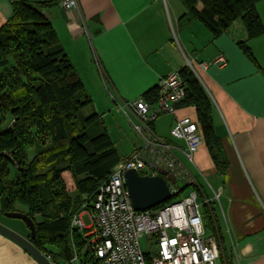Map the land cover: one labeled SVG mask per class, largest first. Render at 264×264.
I'll return each instance as SVG.
<instances>
[{"label":"crops","instance_id":"obj_1","mask_svg":"<svg viewBox=\"0 0 264 264\" xmlns=\"http://www.w3.org/2000/svg\"><path fill=\"white\" fill-rule=\"evenodd\" d=\"M12 1L0 0V27L12 15ZM45 1L49 4L44 15L90 95L88 109L100 113L107 129L106 119L118 112L132 126L137 124L126 103L144 96L170 72L192 69L211 100L214 131L228 168L225 174L217 172L203 137L192 163L177 153L196 179L188 189H195L209 206L216 233L203 213L206 231L217 236L232 264H264V33L248 38L240 19L217 34L199 18L181 25L179 18L186 12L181 0H78L71 9H64L61 0ZM256 9L264 24V0L256 1ZM240 41L253 58L240 48ZM219 53L227 58L224 66H200ZM183 116L198 120L196 108L182 101L174 112L159 114L151 128L183 148V140L170 134ZM119 128L126 133L124 122ZM139 144L140 138L133 141V149ZM0 222L29 234L25 223ZM0 264L40 263L0 233Z\"/></svg>","mask_w":264,"mask_h":264},{"label":"trees","instance_id":"obj_2","mask_svg":"<svg viewBox=\"0 0 264 264\" xmlns=\"http://www.w3.org/2000/svg\"><path fill=\"white\" fill-rule=\"evenodd\" d=\"M181 1L186 9L181 25L199 18L217 34L240 19L248 38L264 33L257 0ZM48 2L13 0L12 15L0 27V216L24 206L35 223L32 243L54 263L71 264L76 255L82 261L80 233L70 230L72 215L126 156L115 147L100 113L84 112L91 98L44 15ZM239 45L253 58L245 41ZM179 72L186 87L183 103L196 108L217 172L225 174L228 160L214 131L211 100L191 68ZM158 94L154 86L143 97L154 101ZM202 213L216 233L207 204ZM218 248L222 264H232L219 243Z\"/></svg>","mask_w":264,"mask_h":264},{"label":"built area","instance_id":"obj_3","mask_svg":"<svg viewBox=\"0 0 264 264\" xmlns=\"http://www.w3.org/2000/svg\"><path fill=\"white\" fill-rule=\"evenodd\" d=\"M60 4L64 9L76 8L78 0H61ZM226 63V56L219 53L211 62L199 64L207 68L210 64L221 67ZM158 86L159 94L153 102L142 96L126 103L137 118L138 123L133 126L140 144L114 165L71 217L70 230L80 233L93 264H218L220 259L217 239L206 231L202 202L195 189L189 188L156 208L135 210L132 206L125 180L129 168L147 176L165 170L171 197L184 185L196 183L185 161L193 162V155L203 142L198 120L183 116L170 129L173 138L183 140V148L163 140L151 128L159 114L174 112L185 99L186 87L180 72H170ZM177 153L183 154L185 161ZM85 210L91 218L89 226L83 224Z\"/></svg>","mask_w":264,"mask_h":264},{"label":"water","instance_id":"obj_4","mask_svg":"<svg viewBox=\"0 0 264 264\" xmlns=\"http://www.w3.org/2000/svg\"><path fill=\"white\" fill-rule=\"evenodd\" d=\"M143 159L148 162V158L144 157ZM10 160L16 166V163L12 159ZM151 165L155 167L153 164ZM166 175L167 172L165 170H161L159 174L152 176L140 175L135 168H129L125 171L126 185L135 210L154 207L171 197L169 185L164 177ZM4 216L23 220L29 229V234L23 236L0 222L1 234L19 244L40 264H56L32 243L31 239L35 237L36 228L34 220L28 214L20 211H5Z\"/></svg>","mask_w":264,"mask_h":264},{"label":"rangeland","instance_id":"obj_5","mask_svg":"<svg viewBox=\"0 0 264 264\" xmlns=\"http://www.w3.org/2000/svg\"><path fill=\"white\" fill-rule=\"evenodd\" d=\"M33 4H35V3H33ZM88 108L89 107L85 108L84 112H87L89 110ZM117 120H118V122H117ZM8 121L9 120L4 122V124H2V127L6 126ZM122 122H124V125L127 127V131L125 134H123L121 129L119 128V125L121 126ZM106 124L108 126L107 130H109V132H110L109 135H110L111 140L113 141L115 147L119 150V152L122 156H128L133 150V141L136 142L140 138L139 133L133 128L129 119L122 112H118L116 115H111L110 118L108 117L106 119ZM88 198H89V196L86 197V201ZM16 210L20 211V212H24V211H26V208L24 206L18 205L16 207ZM82 220H83V224L85 226H89L91 224V218H90L88 210L84 211V213L82 215ZM0 221H4V222L9 223L13 226H17L18 224L24 223L23 220H21L19 218H12V217L4 216V215L0 216ZM77 239L79 240V243H81L80 253H81L82 261H79V263L80 264H93V262L91 260L92 255H91V253H88L86 251L84 242L81 241V238H79L78 236H77ZM142 245L144 246L143 243H142ZM75 253H79L78 248H76ZM75 257H76V259H75ZM78 260H79V258L77 257V255L74 256L71 264H78ZM218 264H221L220 259L218 260Z\"/></svg>","mask_w":264,"mask_h":264}]
</instances>
